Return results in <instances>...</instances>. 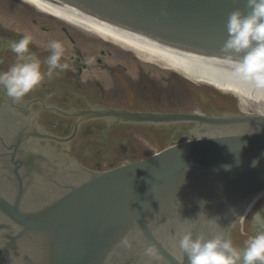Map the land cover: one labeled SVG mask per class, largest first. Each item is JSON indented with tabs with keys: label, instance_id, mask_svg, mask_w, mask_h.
<instances>
[{
	"label": "water",
	"instance_id": "1",
	"mask_svg": "<svg viewBox=\"0 0 264 264\" xmlns=\"http://www.w3.org/2000/svg\"><path fill=\"white\" fill-rule=\"evenodd\" d=\"M58 1L170 47L241 58L223 47L228 16L236 9L246 12L245 0ZM117 115L131 122L197 121L209 127L197 137L202 139L104 173H77L68 181L58 169L44 168V187L56 191L43 208L21 213L20 202L0 199L11 212L0 213V264H149L148 246L159 257L153 264H187L177 244L182 234L228 237L264 193L263 115Z\"/></svg>",
	"mask_w": 264,
	"mask_h": 264
},
{
	"label": "flooded vegetation",
	"instance_id": "2",
	"mask_svg": "<svg viewBox=\"0 0 264 264\" xmlns=\"http://www.w3.org/2000/svg\"><path fill=\"white\" fill-rule=\"evenodd\" d=\"M25 34L33 36L29 50L41 60L50 55L52 40L62 42L61 62L68 68L46 77L20 103L0 88V199L20 202L21 213L43 208L54 196L56 188L43 185L44 168L58 169L68 181L77 173H104L191 141L209 127L197 121L131 122L118 113L234 114L222 110L213 89L205 92L181 71L99 35L78 33L25 3L0 4V71L15 63L10 42ZM262 208L264 195L229 228L234 246L243 249L249 231L255 234L251 216ZM0 213L11 212L0 204Z\"/></svg>",
	"mask_w": 264,
	"mask_h": 264
},
{
	"label": "clouds",
	"instance_id": "3",
	"mask_svg": "<svg viewBox=\"0 0 264 264\" xmlns=\"http://www.w3.org/2000/svg\"><path fill=\"white\" fill-rule=\"evenodd\" d=\"M245 7L246 12L236 9L229 14L226 24L228 38L223 50L241 57L233 62L236 77L252 84L257 90H264V0H245ZM32 43L31 34L10 42L15 63L0 71V88L14 103H20L46 77L68 68L67 63L61 62L65 55L62 42L52 40L48 44L50 55L43 60L30 52ZM257 164V160L252 162L253 167ZM217 219H209V222ZM251 222L257 231L245 241L243 249L234 246L224 232L210 237L187 232L179 237L177 244L187 257V264H264V208L252 214ZM144 254L150 258L149 264L159 260L152 246H148Z\"/></svg>",
	"mask_w": 264,
	"mask_h": 264
},
{
	"label": "bare ground",
	"instance_id": "4",
	"mask_svg": "<svg viewBox=\"0 0 264 264\" xmlns=\"http://www.w3.org/2000/svg\"><path fill=\"white\" fill-rule=\"evenodd\" d=\"M26 1L47 13L91 30L101 37L134 48L138 53L158 57L164 63H168L194 79L209 81L218 87L232 89L246 100L252 99L256 103H264V90H257L252 84L234 75L233 60L204 56L164 45L154 39L102 21L58 0Z\"/></svg>",
	"mask_w": 264,
	"mask_h": 264
},
{
	"label": "rangeland",
	"instance_id": "5",
	"mask_svg": "<svg viewBox=\"0 0 264 264\" xmlns=\"http://www.w3.org/2000/svg\"><path fill=\"white\" fill-rule=\"evenodd\" d=\"M24 3L33 7L38 12H43V13L49 15L48 13L44 12L39 7L35 6L34 4L29 3L26 0H0V4H4L5 6L18 7L19 4H24ZM55 19L57 20V23L71 26V28L78 33H82V34L88 33L90 35H98V34L94 33L93 31L89 32L88 30H86V29H84V28H82V27H80V26H78L72 22H69L65 19L57 18V17H55ZM106 39H108V38H106ZM109 40H111V39H109ZM111 41L114 42L113 40H111ZM114 43L118 44L121 47H124L126 49H131V50L136 52V49H134V48L122 45V44L117 43V42H114ZM138 54L141 55L143 59L159 63L162 66H168V67L174 69L172 71L176 70L174 67L170 66L168 63H164V61L158 57L148 56L147 54L145 55V54H141V53H138ZM187 77L189 78V82L191 84L193 82H196L197 84L202 85L203 89L207 93L212 92L210 89H213L217 93V95L220 99V103H221L220 106H221L223 111L229 110L232 113H236V112L241 113L242 112V113H248L249 115H253V116L259 115V114L264 115V103H262V104L256 103L252 99L246 100L242 97L241 94L234 92V90L229 89V88H224V87L223 88L218 87V86L214 85V83H211L209 81L197 80V79H194L193 77H191L190 75H187ZM209 87H211V88H209ZM209 95H211V94H209ZM191 97H192V95L190 96V98Z\"/></svg>",
	"mask_w": 264,
	"mask_h": 264
}]
</instances>
